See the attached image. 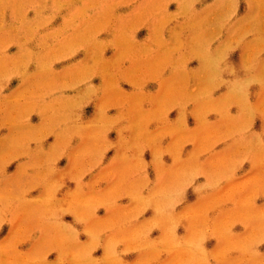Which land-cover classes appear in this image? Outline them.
Listing matches in <instances>:
<instances>
[{
    "label": "rangeland",
    "instance_id": "1",
    "mask_svg": "<svg viewBox=\"0 0 264 264\" xmlns=\"http://www.w3.org/2000/svg\"><path fill=\"white\" fill-rule=\"evenodd\" d=\"M0 264H264V0H0Z\"/></svg>",
    "mask_w": 264,
    "mask_h": 264
}]
</instances>
